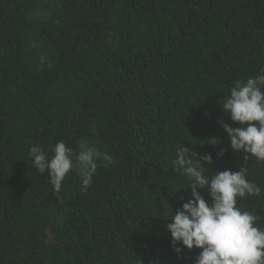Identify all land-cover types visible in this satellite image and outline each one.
I'll list each match as a JSON object with an SVG mask.
<instances>
[{
    "label": "trees",
    "instance_id": "trees-1",
    "mask_svg": "<svg viewBox=\"0 0 264 264\" xmlns=\"http://www.w3.org/2000/svg\"><path fill=\"white\" fill-rule=\"evenodd\" d=\"M261 74L264 0H0V264H195L166 229L191 198L184 145L205 175L247 169L261 194L237 207L264 230V161L218 123L240 126L222 99ZM60 140L102 153L87 190L34 169L29 149Z\"/></svg>",
    "mask_w": 264,
    "mask_h": 264
},
{
    "label": "clouds",
    "instance_id": "clouds-1",
    "mask_svg": "<svg viewBox=\"0 0 264 264\" xmlns=\"http://www.w3.org/2000/svg\"><path fill=\"white\" fill-rule=\"evenodd\" d=\"M45 57H41V64ZM264 74L249 77L246 81H236L229 94L222 99L224 113L239 127H231L223 120L218 123L227 133L230 146L236 152L244 153V159L254 157L264 161ZM210 143L216 144L215 139ZM48 157L42 147L33 145L28 156L34 169L42 174L49 173L48 182L53 190L61 189L62 181L74 168L73 156L79 166L82 189L91 186L97 171L98 150L87 143L80 145L78 153L66 146L63 140L57 141ZM223 150L218 156L223 155ZM105 155L103 159H107ZM211 154L200 155L185 145L176 149L172 161L174 170L184 175L191 188V198L182 207L172 211L166 229L172 238V247L178 254L182 245L188 250L201 249L195 264H264V230L255 226L259 217L237 207V198L260 195L261 188L247 179V169L224 170L205 175L204 169L211 165ZM208 168V167H207ZM209 169V168H208ZM184 189V188H182ZM206 189L211 203L198 191ZM183 199V198H182Z\"/></svg>",
    "mask_w": 264,
    "mask_h": 264
},
{
    "label": "rangeland",
    "instance_id": "rangeland-1",
    "mask_svg": "<svg viewBox=\"0 0 264 264\" xmlns=\"http://www.w3.org/2000/svg\"><path fill=\"white\" fill-rule=\"evenodd\" d=\"M89 146H91V145H89ZM93 147H95V146H93ZM96 148V147H95ZM97 149V148H96ZM98 150V149H97ZM99 152V151H98ZM100 153V152H99ZM100 155H102V153H100ZM73 162H74V170H76V172H78L79 173V166H78V164H76V162H75V158L73 159Z\"/></svg>",
    "mask_w": 264,
    "mask_h": 264
}]
</instances>
